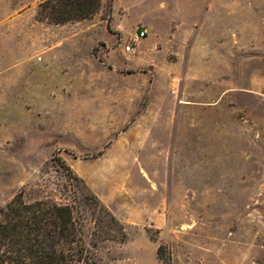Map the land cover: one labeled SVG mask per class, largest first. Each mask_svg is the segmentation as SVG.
I'll return each mask as SVG.
<instances>
[{
    "label": "rangeland",
    "instance_id": "rangeland-1",
    "mask_svg": "<svg viewBox=\"0 0 264 264\" xmlns=\"http://www.w3.org/2000/svg\"><path fill=\"white\" fill-rule=\"evenodd\" d=\"M40 1L0 5V206H72L96 264H264V0H100L65 24ZM206 11L217 64L152 35L123 52Z\"/></svg>",
    "mask_w": 264,
    "mask_h": 264
},
{
    "label": "trees",
    "instance_id": "trees-1",
    "mask_svg": "<svg viewBox=\"0 0 264 264\" xmlns=\"http://www.w3.org/2000/svg\"><path fill=\"white\" fill-rule=\"evenodd\" d=\"M99 6L100 0H42L36 17L65 24L89 18ZM0 264H96V259L72 206L25 202L17 194L0 206Z\"/></svg>",
    "mask_w": 264,
    "mask_h": 264
},
{
    "label": "crops",
    "instance_id": "crops-1",
    "mask_svg": "<svg viewBox=\"0 0 264 264\" xmlns=\"http://www.w3.org/2000/svg\"><path fill=\"white\" fill-rule=\"evenodd\" d=\"M1 4L13 11H18L23 7L22 3L12 7L9 4V0H0V5ZM161 12L167 13L165 10ZM188 18L190 19V17ZM182 23L183 22L179 20H173L169 17L166 28L156 27L155 29H152L149 26V23H146V26H141L147 30V36L145 39L152 35L157 42L170 40L175 43V46L172 49L175 56L171 60L172 64L183 66H190L199 63L204 65L217 64L220 60L218 56L219 46H215L210 42V33L206 26L207 11L201 13L199 17L197 16L195 21L192 20V28L190 29L187 28L186 30H183ZM219 32V28H217V31L215 32L214 30L212 35L217 34L218 36L220 34Z\"/></svg>",
    "mask_w": 264,
    "mask_h": 264
},
{
    "label": "built area",
    "instance_id": "built-area-1",
    "mask_svg": "<svg viewBox=\"0 0 264 264\" xmlns=\"http://www.w3.org/2000/svg\"><path fill=\"white\" fill-rule=\"evenodd\" d=\"M147 36V30L144 27L136 29L130 36L127 44L123 47L124 53H132L135 46Z\"/></svg>",
    "mask_w": 264,
    "mask_h": 264
}]
</instances>
